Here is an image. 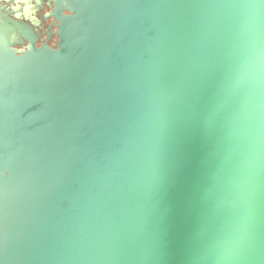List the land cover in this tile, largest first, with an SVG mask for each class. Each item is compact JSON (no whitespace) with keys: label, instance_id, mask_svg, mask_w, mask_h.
<instances>
[{"label":"water","instance_id":"water-1","mask_svg":"<svg viewBox=\"0 0 264 264\" xmlns=\"http://www.w3.org/2000/svg\"><path fill=\"white\" fill-rule=\"evenodd\" d=\"M4 1L0 264H264V0Z\"/></svg>","mask_w":264,"mask_h":264},{"label":"flooded vegetation","instance_id":"flooded-vegetation-1","mask_svg":"<svg viewBox=\"0 0 264 264\" xmlns=\"http://www.w3.org/2000/svg\"><path fill=\"white\" fill-rule=\"evenodd\" d=\"M52 1L53 0H5L4 3L7 4L6 6H8L11 11L21 15V17H17V15L15 16L13 13L11 14L12 16H15L17 19L21 18V20L29 23L33 27L35 33L39 37L36 43L38 46L43 43H48L53 46L57 43L58 36L56 34V27L52 26L54 21L49 17V14L52 12ZM1 10L2 7L0 4V11ZM51 31L53 33H51Z\"/></svg>","mask_w":264,"mask_h":264}]
</instances>
